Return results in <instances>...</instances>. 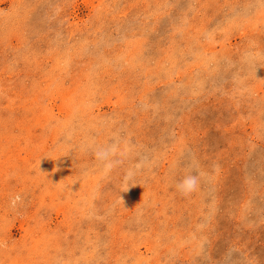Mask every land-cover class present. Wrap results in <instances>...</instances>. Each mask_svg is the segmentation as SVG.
<instances>
[{"label":"rangeland","instance_id":"rangeland-1","mask_svg":"<svg viewBox=\"0 0 264 264\" xmlns=\"http://www.w3.org/2000/svg\"><path fill=\"white\" fill-rule=\"evenodd\" d=\"M0 264H264V0H0Z\"/></svg>","mask_w":264,"mask_h":264},{"label":"clouds","instance_id":"clouds-1","mask_svg":"<svg viewBox=\"0 0 264 264\" xmlns=\"http://www.w3.org/2000/svg\"><path fill=\"white\" fill-rule=\"evenodd\" d=\"M111 152H114V148L113 149H100L97 151L96 157L98 160L106 161ZM105 167L110 168L111 167L110 163H106ZM199 180H200V177L198 175H193L191 173L185 174L183 178L177 182L176 190L181 195L188 196L198 189ZM21 199L22 197L19 194H17L11 199L10 203L12 206H15L18 202L21 201Z\"/></svg>","mask_w":264,"mask_h":264},{"label":"bare ground","instance_id":"bare-ground-1","mask_svg":"<svg viewBox=\"0 0 264 264\" xmlns=\"http://www.w3.org/2000/svg\"><path fill=\"white\" fill-rule=\"evenodd\" d=\"M121 95V94H120ZM54 232V231H53Z\"/></svg>","mask_w":264,"mask_h":264}]
</instances>
